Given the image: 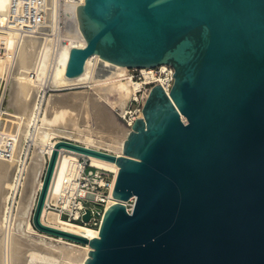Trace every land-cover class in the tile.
<instances>
[{
  "label": "water",
  "instance_id": "1",
  "mask_svg": "<svg viewBox=\"0 0 264 264\" xmlns=\"http://www.w3.org/2000/svg\"><path fill=\"white\" fill-rule=\"evenodd\" d=\"M77 20L85 46L70 50L65 77L96 55L170 65L173 84L152 87L120 157L58 141L31 226L87 244L83 264H264V0H82ZM61 149L118 167L97 238L41 222Z\"/></svg>",
  "mask_w": 264,
  "mask_h": 264
},
{
  "label": "bare ground",
  "instance_id": "2",
  "mask_svg": "<svg viewBox=\"0 0 264 264\" xmlns=\"http://www.w3.org/2000/svg\"><path fill=\"white\" fill-rule=\"evenodd\" d=\"M10 2L11 0H0V25L9 16ZM4 39L8 44V51L0 57V77L7 81V94L0 130L14 137L15 143L11 159H0V185H4V195L0 196V264H32L37 261L49 264H83L90 251L87 244L79 245L51 237L37 232L31 226L34 200L42 186V156L45 152L51 153L52 147L62 139L88 149L105 150L120 157L130 128L125 123H119L108 107L116 105L119 114L124 116L125 106L140 86L124 79L128 74L126 67L105 62L96 55L87 59L80 76L72 79L65 77L70 50L85 46L77 19L69 25L55 50L50 42L43 43L32 36L25 37L14 48L15 34L10 31ZM46 86L54 90L68 89L71 92L49 97L48 112L39 120L41 124L37 125L33 137L45 147L32 150L14 228L6 236L2 229L3 208L21 158L24 139L32 136L29 127L39 112V95ZM75 89L85 90L78 92ZM110 95L115 96L114 102L109 101ZM141 117L142 114L139 118ZM64 152L66 154L60 153L57 159L52 179L51 187L56 189L59 180L71 170L76 159L73 154L77 152L69 149H64ZM87 157L93 167L113 174L115 181L118 167L114 162ZM114 203L117 201L112 199L108 206ZM41 222L89 240L98 236V228L67 222L45 210L41 213Z\"/></svg>",
  "mask_w": 264,
  "mask_h": 264
},
{
  "label": "built area",
  "instance_id": "3",
  "mask_svg": "<svg viewBox=\"0 0 264 264\" xmlns=\"http://www.w3.org/2000/svg\"><path fill=\"white\" fill-rule=\"evenodd\" d=\"M79 5H82V0H11L9 16L0 25V57L4 56L8 51V44L4 38L9 31L15 34L14 48L25 37L32 36L43 43L50 42L53 50H55L59 47L69 25L76 21ZM127 72L128 74L124 79L138 83L140 86L135 96L131 98L133 103H137L138 109L133 113L127 111L124 116L116 113L120 120L131 129L134 121L141 115L143 104L152 87L160 85L166 94L169 93L173 84L172 75L174 70L170 65H160L152 69H128ZM6 94L7 81L5 78L0 77V119L3 115ZM58 141L82 146L67 140L59 139ZM14 143V137L0 130V159H11ZM27 144L28 147L32 146L29 140ZM96 151L116 156L105 150ZM51 153L45 152L42 156L41 184ZM60 153L66 154L64 149L59 151L58 157ZM73 155L76 159L72 164L71 170L59 180L57 189L54 186L51 187L52 179L55 175V165L42 211L45 210L47 213H52L67 222L99 228L105 209L112 205L108 206V203L113 199L114 176L106 170L93 167L87 156L79 153H74ZM30 159L31 154L29 155L26 149L16 166L12 184L8 190L2 214V229L6 236H9L8 234L14 228L18 201ZM39 191L35 197L32 211ZM121 203L125 205L126 212L130 214L133 209L134 199L131 198L127 202ZM86 212L90 215L88 222L83 221Z\"/></svg>",
  "mask_w": 264,
  "mask_h": 264
},
{
  "label": "rangeland",
  "instance_id": "4",
  "mask_svg": "<svg viewBox=\"0 0 264 264\" xmlns=\"http://www.w3.org/2000/svg\"><path fill=\"white\" fill-rule=\"evenodd\" d=\"M122 82H124V81H122ZM47 87L48 86H46L45 90L42 91L40 93V95H39V112L37 113V116L35 118V121L29 127L30 136L32 135L31 138L28 139V137H27V138L24 139L23 149H22V153L23 154L25 153L26 149H27V151H28V153L30 155V154H32V150L33 149L38 148V147H45L44 145H41L36 140H34L33 137H34V134H35L37 125L38 124H41L39 122V120L40 119L42 120L43 119V116L46 115V113L48 112L49 97L51 95H65V94L71 92V90H68V89L54 90V89H50V88H47ZM84 90L85 89H75L74 91L81 92V91H84ZM120 90H122V89H120ZM108 98H109V101L110 102H114V100H115V96H111L110 95V97H108ZM108 108L111 111V114H113V116L117 119V121L119 123H121V124H124V122H122L120 120V117L117 115V113L119 114V110H118L119 108H117L116 105H113V107L112 106L110 107V105H109ZM110 108H112V109H110ZM125 109H126V112L127 111H130V112L133 113L134 111H136L138 109V105H137V103H133L131 101V99H130L129 102L127 103V105L125 106ZM27 139L31 142V145L32 146H30V147L27 146L28 145L27 144L28 143V140ZM93 229H97V228H93ZM32 264H49V263L37 261V262L32 263Z\"/></svg>",
  "mask_w": 264,
  "mask_h": 264
},
{
  "label": "crops",
  "instance_id": "5",
  "mask_svg": "<svg viewBox=\"0 0 264 264\" xmlns=\"http://www.w3.org/2000/svg\"><path fill=\"white\" fill-rule=\"evenodd\" d=\"M2 185V186H1ZM0 185V196L2 197L4 194H3V192H4V185L3 184H1Z\"/></svg>",
  "mask_w": 264,
  "mask_h": 264
}]
</instances>
